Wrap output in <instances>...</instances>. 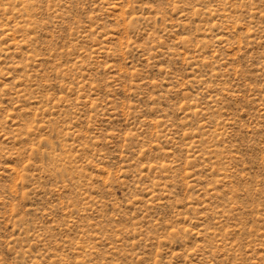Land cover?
Segmentation results:
<instances>
[{"label": "rangeland", "instance_id": "1", "mask_svg": "<svg viewBox=\"0 0 264 264\" xmlns=\"http://www.w3.org/2000/svg\"><path fill=\"white\" fill-rule=\"evenodd\" d=\"M0 264H264V0H0Z\"/></svg>", "mask_w": 264, "mask_h": 264}]
</instances>
